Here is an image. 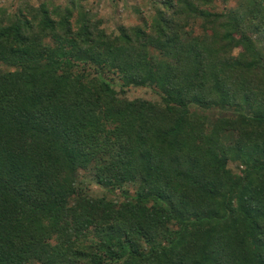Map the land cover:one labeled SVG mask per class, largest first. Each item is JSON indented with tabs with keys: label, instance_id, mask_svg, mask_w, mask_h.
<instances>
[{
	"label": "trees",
	"instance_id": "16d2710c",
	"mask_svg": "<svg viewBox=\"0 0 264 264\" xmlns=\"http://www.w3.org/2000/svg\"><path fill=\"white\" fill-rule=\"evenodd\" d=\"M83 1L0 18V264H264V0Z\"/></svg>",
	"mask_w": 264,
	"mask_h": 264
},
{
	"label": "rangeland",
	"instance_id": "374dc122",
	"mask_svg": "<svg viewBox=\"0 0 264 264\" xmlns=\"http://www.w3.org/2000/svg\"><path fill=\"white\" fill-rule=\"evenodd\" d=\"M74 0H0V18L11 21L17 15H27L31 8L39 10L43 3H48L62 8L67 7ZM159 0H85L83 4L96 19L102 21L101 27L108 33L117 31L119 25L127 27L140 24L137 9H144L147 5L155 6ZM28 12V13H27ZM77 20L76 15L72 19L73 23ZM236 53V52H235ZM237 54V53H236ZM127 97L130 100L147 99L152 102H160L161 97L153 91H137L130 89ZM230 167L236 171L234 164ZM97 189H94L96 191Z\"/></svg>",
	"mask_w": 264,
	"mask_h": 264
}]
</instances>
